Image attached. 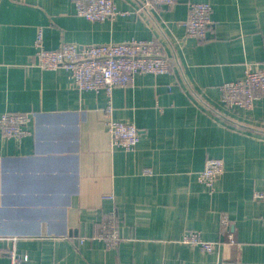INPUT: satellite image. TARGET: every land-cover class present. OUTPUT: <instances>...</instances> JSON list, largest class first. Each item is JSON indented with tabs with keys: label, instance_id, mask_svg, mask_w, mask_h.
Listing matches in <instances>:
<instances>
[{
	"label": "crops",
	"instance_id": "1",
	"mask_svg": "<svg viewBox=\"0 0 264 264\" xmlns=\"http://www.w3.org/2000/svg\"><path fill=\"white\" fill-rule=\"evenodd\" d=\"M73 1L0 0V115L32 117L20 141L0 131V264L13 245L24 264H264V202L253 198L264 190V98L229 110L220 91L247 64L264 66V0H114L124 15L106 22L77 16ZM190 2L213 7L205 41L186 33ZM39 29L49 50L155 40L172 70L111 96L79 91L65 69L36 66ZM110 105L140 130L132 152L111 143ZM208 158L225 163L212 194L198 181ZM112 215L114 249L97 236ZM189 231L220 248L184 245Z\"/></svg>",
	"mask_w": 264,
	"mask_h": 264
},
{
	"label": "built area",
	"instance_id": "2",
	"mask_svg": "<svg viewBox=\"0 0 264 264\" xmlns=\"http://www.w3.org/2000/svg\"><path fill=\"white\" fill-rule=\"evenodd\" d=\"M76 15L91 22L115 20L120 12L114 0H74ZM177 0H146V5L154 4L171 7ZM213 7L208 2H190L188 16L183 22L188 36L205 41L214 28L212 19ZM36 66L43 71L65 69L73 86L79 91L100 92L105 90L110 96L115 88H128L134 85L137 75L150 74L160 76L170 74L172 64L163 47L155 40H130L118 43L92 44L80 46L63 43L55 50H49L44 44L42 29L37 32L34 43ZM222 104L229 110L237 108L252 110L256 101L264 98V66L247 64L241 80L226 82L220 86ZM113 108L110 105L105 113L106 126L114 147L126 152L134 151L140 140L139 128L129 122L117 121L111 117ZM32 117L29 113L5 112L0 115V131L6 140H22L31 134L29 124ZM147 173H150L147 170ZM225 173V163L219 158H208L198 181L206 186L212 194L216 182ZM253 198L264 202V190H257ZM223 229L231 226L230 218L221 217ZM97 235L107 248H118L123 240L120 235L119 221L112 215L105 219ZM181 243L199 248L202 252L215 253L220 242L207 241L199 231L184 234ZM8 254L11 264H24L27 256L17 253L15 246L10 247ZM217 264H225L218 260Z\"/></svg>",
	"mask_w": 264,
	"mask_h": 264
}]
</instances>
